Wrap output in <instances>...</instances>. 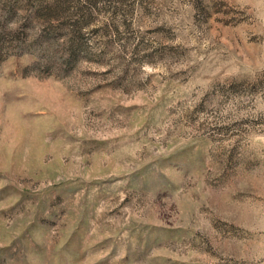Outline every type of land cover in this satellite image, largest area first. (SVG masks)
I'll list each match as a JSON object with an SVG mask.
<instances>
[{
	"label": "rangeland",
	"instance_id": "rangeland-1",
	"mask_svg": "<svg viewBox=\"0 0 264 264\" xmlns=\"http://www.w3.org/2000/svg\"><path fill=\"white\" fill-rule=\"evenodd\" d=\"M0 264H264V0H0Z\"/></svg>",
	"mask_w": 264,
	"mask_h": 264
}]
</instances>
